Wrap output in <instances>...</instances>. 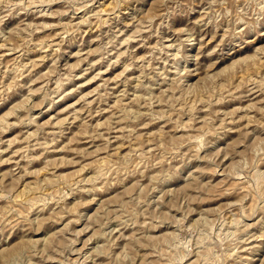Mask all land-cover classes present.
Masks as SVG:
<instances>
[{
  "label": "rangeland",
  "instance_id": "1",
  "mask_svg": "<svg viewBox=\"0 0 264 264\" xmlns=\"http://www.w3.org/2000/svg\"><path fill=\"white\" fill-rule=\"evenodd\" d=\"M0 264H264V0H0Z\"/></svg>",
  "mask_w": 264,
  "mask_h": 264
}]
</instances>
